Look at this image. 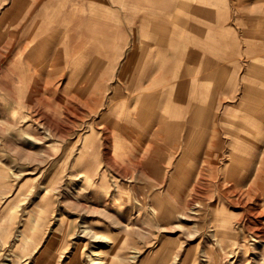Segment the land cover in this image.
<instances>
[{
    "label": "rangeland",
    "instance_id": "rangeland-1",
    "mask_svg": "<svg viewBox=\"0 0 264 264\" xmlns=\"http://www.w3.org/2000/svg\"><path fill=\"white\" fill-rule=\"evenodd\" d=\"M58 1L0 0V264H95L97 260L104 261L102 264H215L207 255L216 249L222 262L232 257L233 261L230 251L234 250L241 254L239 264H247L257 251L263 253L264 246L253 244L251 234L264 235V231L232 228L242 208L230 200L242 196L238 192L226 198L222 192L233 177L215 179L211 173L216 170L208 165H219L221 172L228 173L230 161H235V157L230 160L233 151L240 156L236 169H245L253 160L256 171L257 165L264 163V129L260 127L264 117V0H188L193 6L204 5L206 18L197 8L190 11L183 7L173 9L168 18L170 27L179 34L181 47L190 56L178 63L170 60L171 65L185 68L183 89L178 85L169 88L170 83H166L168 87L141 92L142 96L166 100H196L197 118L182 138L181 115L176 140L184 142L173 144V162L163 169L175 173L172 195L166 194L167 186L160 188L150 182L146 173L152 174L148 169L154 161L150 148H144L141 157L129 159L119 151V142L102 144L100 135L91 136L86 130L93 126L95 117L107 110L108 100H135L134 91L98 89L94 93L99 100H79V95L73 98L68 94L73 99L69 100L66 94L71 90L64 89L63 100H55L59 90H43L45 75L30 77L38 65L31 55L38 52L39 39L47 33V27L51 31L52 21H69L66 9L55 14ZM189 12V26L175 23L174 14L185 16ZM65 26L69 33L70 28ZM66 54L62 63L51 60L46 64L51 71L53 67L62 70L58 73L62 74L60 80H56L62 84L69 81L74 69L93 62L82 64L80 57ZM176 70L179 68L172 69ZM72 81L76 85L79 80ZM171 81L172 85L179 83L176 74ZM76 91L80 94L85 89H74L72 93ZM39 92L45 100L38 99ZM103 98L105 104L100 105ZM80 101H88V106ZM203 104L218 120L222 119L221 154L215 162H207L197 186L183 191L181 165L187 159L182 163V157L196 156L202 147L207 151L218 147L213 143L208 146L204 140L210 134L196 124L201 117L199 105ZM89 105L98 107V112ZM113 108L116 106L110 110ZM45 125L56 127L60 133L47 132ZM26 132L36 133L41 140L29 142ZM94 139H98L99 172L93 178H79V161L87 158ZM152 141L145 138L143 147ZM252 146H260L263 152L241 153ZM103 161L106 168L101 167ZM137 165L142 166L138 169ZM121 196L129 198L128 205L115 215L99 207L101 198ZM255 202L264 203V197L259 195ZM85 226L93 234L85 233ZM223 226H228L225 235ZM217 237L223 238L225 253Z\"/></svg>",
    "mask_w": 264,
    "mask_h": 264
},
{
    "label": "crops",
    "instance_id": "crops-1",
    "mask_svg": "<svg viewBox=\"0 0 264 264\" xmlns=\"http://www.w3.org/2000/svg\"><path fill=\"white\" fill-rule=\"evenodd\" d=\"M177 1L59 0L56 6L58 11L55 14L57 15L61 9H66L64 14L68 16L67 19L69 21L66 22L61 19L52 21L54 23L52 32L49 31L50 29L47 25V33L45 32L44 37L39 39L38 52L33 51L35 54L31 55L35 56L34 59L38 65L30 77L45 75L43 90L46 91L47 87L48 89L59 90V95L55 100H63L62 90L64 91V89L71 90L66 94L69 100L73 99L68 94L72 95L73 98H77L79 95V100H99L97 94L94 93L98 89L134 91L135 100H108L110 103L107 106V110L101 112L103 115L93 119V130L88 127H86V130L89 132L93 131L90 132L91 136L97 135L98 138L101 136L103 138L102 144L111 146L117 140L119 142V151L124 157L127 156L129 159L141 157L144 148H150L151 150L148 151L150 153L152 151L154 161L152 165L148 166V169L151 170L150 173L152 174L150 175L148 171L146 173L150 182L154 185L156 184L160 188L167 186L165 189L166 194L169 184L171 183V188L173 186L175 173L173 171H164L163 169L171 166L174 150L173 145L170 147L163 144L158 137L171 136L175 127H181L179 121L177 125H174L175 120L173 121L175 109H172V104L178 102L166 100L165 97L142 96L141 91L168 87V85H165L166 83H170L169 88H178V85L179 88L182 87L183 89L185 68L180 67L181 64H178L179 66L176 63L171 65L170 60H177L178 63V60L190 56L188 51L185 52L184 48L181 47V41L178 38L179 34H175L170 27L171 24H169L168 18L171 16L173 9L178 10L182 7V9L185 8L190 11L197 8L203 18H206V9L203 8L204 5L201 3L193 6L188 0ZM127 10L128 12H126ZM173 18H175L177 25L189 26L190 22H192L190 12L185 16L174 14ZM65 25L70 28L69 33L66 31L67 27ZM197 32L198 34L200 32L204 34V31ZM67 51H70V53L66 54ZM64 54L66 56L76 55L82 58V64L86 61L93 62L91 65L85 66L84 64L80 65L78 69H74L71 72L69 81L62 84V81H56L57 79L60 80L62 74L58 73H61L62 70L60 71L53 67L51 71L50 69L52 68H49L46 64L51 60L55 63H62L61 58ZM176 66L179 70L173 72L172 69H177L175 68ZM173 74H176L179 79V83L176 81L174 85H172L171 81ZM75 78L79 80L76 85L75 81H72ZM115 79L117 82H115ZM74 89H85V91L80 92V94L77 91L72 93ZM38 99L45 100L43 93L39 92ZM180 99L182 100L183 98L181 97ZM195 101L183 100L184 103L181 108L183 116L181 133L183 135H187L185 132L186 130L189 131L191 121L194 122L197 118L196 108L192 106ZM81 103L84 102L81 101ZM104 104L105 100L103 98L100 105ZM85 105L88 106V101L85 102ZM112 105L116 106V108L110 110ZM89 106V109L94 110V107ZM201 107L199 105L200 110H198V113H200L201 117L198 118L196 124L199 127L204 126V130H207V133L210 134V138L208 134V139L205 138L208 146L211 143H214L213 146H218L211 149V151L208 150L215 156L213 158V162H215L221 154L219 143L222 133V119L218 120L217 116L209 109L214 116L212 117L213 120L212 118L210 120L209 114H207L209 112L204 104ZM103 108L104 106H102ZM205 117L209 119V124L207 125L202 123V119H205ZM100 119L107 121L108 128L96 126ZM170 131H172L171 135ZM157 135L159 136L157 137ZM145 138H151L153 141L143 147ZM97 140H94L95 145H97ZM125 141L129 146L125 145ZM256 147L259 148L260 146ZM254 148L255 146L247 148V153L252 154ZM106 150L107 153L111 152L110 149ZM202 150L204 152V149ZM208 151L207 153H209ZM96 152L95 146L94 158L90 159L92 163L90 171L95 173L93 177L98 174L100 168ZM127 153H131V156L125 155ZM186 159L188 163L195 160H193V156L182 157V163ZM87 160L85 159L81 163ZM105 163L106 161H103L102 168H106ZM185 164H182L181 167ZM114 166L112 165V167ZM140 166L142 165H137V168H141ZM193 176H191V182L194 179ZM102 181L104 182V179ZM165 198L170 199L171 197L166 196ZM111 199L114 198L109 200Z\"/></svg>",
    "mask_w": 264,
    "mask_h": 264
},
{
    "label": "bare ground",
    "instance_id": "bare-ground-1",
    "mask_svg": "<svg viewBox=\"0 0 264 264\" xmlns=\"http://www.w3.org/2000/svg\"><path fill=\"white\" fill-rule=\"evenodd\" d=\"M182 4V3H181ZM176 6V5H175ZM169 8V7H168ZM30 27V26H29ZM263 47V46H262ZM46 54V53H45ZM79 54V53H78ZM81 55V54H80ZM82 59V58H81ZM48 89V87L46 88V90ZM66 90V89H65ZM81 102V101H80ZM174 102H178V103H174L172 104V109L174 108L175 109V112L173 114V121H174V125H177L178 124V121L177 118H180L182 113H181V108L183 107V100H174ZM85 103V102H84ZM198 105V104H197ZM193 107L196 108V102L192 104ZM201 107V106H200ZM202 108V107H201ZM97 107H94V111L97 113ZM198 109V108H197ZM200 110V108L198 109ZM209 113V119L211 120V115L212 113L210 112V110H208ZM202 113V112H201ZM204 114V112H203ZM131 115V114H130ZM129 116V115H128ZM39 117V116H38ZM200 117V116H199ZM209 119L205 117V119H202V123L203 124H209ZM45 122H46V119H45ZM193 122V121H191ZM38 124V122H36ZM45 124V123H44ZM169 124V123H168ZM261 129H264V117L262 118L261 120ZM24 126V125H23ZM42 126V125H41ZM96 126L100 127V128H108V124H107V121H105V119H100L98 121V123L96 124ZM38 128V127H37ZM36 128V130H37ZM39 129V128H38ZM45 129L47 130V132H51V133H54L57 134V133H60L58 131V129L55 127L54 129L51 127V125H45ZM179 129H181L180 127H175V130L173 132V135L172 134V131H170V135L171 136H159L157 135L158 139L159 140H162L163 144L165 145H168V146H172L174 143H177V144H183L184 140L180 141L181 143H179V141L177 142L176 138L178 139V134H179ZM235 129V128H234ZM91 130H93V128L91 127ZM28 131V130H27ZM45 131V130H43ZM36 132V131H35ZM90 132H93V131H90ZM50 133V134H51ZM253 133V132H252ZM24 134V133H22ZM59 136V135H58ZM181 136L182 138H184V136L186 137L187 135H183L181 133ZM235 136V134L233 135ZM25 137L29 140V142L31 141L32 143H36L37 139H40L39 136L35 134H29L28 132H26L25 134ZM37 138V139H36ZM86 139V138H85ZM115 139V138H114ZM113 139V140H114ZM41 140V139H40ZM95 140V139H94ZM123 140V139H122ZM179 140V139H178ZM205 141V140H204ZM87 142V140L85 141ZM117 142V140H116ZM126 142V141H125ZM124 143V142H123ZM90 143H88L87 145H89ZM86 145V144H85ZM114 145V143H113ZM125 145H128L127 142ZM214 145V143L212 144ZM95 143L94 141L92 142V144L89 146V149H88V153H87V158L88 159L87 161H85L84 163H81L79 161V164L78 165H81L82 166V169L80 170V173H78L76 176H79V178H90V177H93V175H95V173H91L90 169H92V166H91V160L90 159H93L94 158V151H95ZM129 146V145H128ZM87 147V146H86ZM115 148V147H114ZM178 148V147H177ZM86 149V148H84ZM203 147L202 148H199L197 150V152L195 153L196 156H193V162H187L185 165L182 166V171L184 172V174L180 175V178H184V180L182 181V189L183 191H185L186 189L190 190L189 188L192 187L194 188L195 186L198 185V183L200 182V177L202 176V170H204V167L207 166V162H211L213 161L214 159V155L211 153V157L209 156H205V153H207L206 150H204L203 152ZM83 150V149H82ZM86 151V150H85ZM258 151H261L259 148L255 147L252 151V153L254 152H258ZM247 152L246 150L243 149V151L241 150V153H245ZM82 153V152H81ZM237 152L233 151V152H230V160H232L234 157L235 161H230V165H231V169L228 170V173L227 172H221V170H219L220 168L217 167L215 164L213 165H208L209 168L211 170H216L215 173L213 174V172L211 173L213 175V177L215 179H220V178H223V176L227 177L229 175H231L233 177L234 180H229V185L228 186H224V190L222 193L223 196H227L228 194H231V193H238L240 194V196L242 197H238L236 199H231L230 201L235 205V206H240L242 208V212L240 213V215H238L236 217V222L234 224V226L232 228L235 227H239L241 226L242 228L246 229V230H249V231H254L255 229L258 228V230L261 229V231H264V203H256L255 202V199H257V197H259V195L262 196V198L264 197V163H260V165H257L258 169L255 171L254 167V162L253 160H249L251 161V163H248L247 162V166L245 167V169L243 170H239V169H236L234 168V166H236V160L240 157L239 155H234L236 154ZM80 154V153H79ZM84 154V153H83ZM81 156V155H80ZM79 156V157H80ZM213 159V160H212ZM83 160V159H82ZM139 160V159H138ZM77 161V160H76ZM78 163V162H77ZM204 163V164H203ZM204 165V166H203ZM233 166V167H232ZM192 172V174H191ZM107 173V172H106ZM193 176V181L191 182V176ZM219 176V177H218ZM105 177V176H104ZM56 178V176H55ZM103 180V177H101ZM107 178V177H106ZM105 179V178H104ZM108 179V178H107ZM213 180V178H212ZM54 182V180H52ZM107 181V180H106ZM172 182V181H171ZM104 183V182H103ZM107 183V182H105ZM181 183V182H180ZM171 183L169 184V188L167 190V194H170L172 195V188H171ZM105 186V185H104ZM111 186V185H109ZM96 187V186H94ZM84 188V187H83ZM111 188V187H110ZM46 190L48 189V187L45 188ZM219 189H223V186L222 188H219ZM19 191V190H18ZM79 192V191H78ZM73 193V192H72ZM109 193V192H108ZM184 193V192H183ZM183 193L180 194V196L182 197L183 196ZM71 195V194H70ZM227 198V197H226ZM48 199V198H47ZM110 197H108L107 199L104 197L103 199L101 198V204H99V207H101V209L106 213L108 214H112V215H115L117 212H119L121 209L123 210V208L125 206L128 205V200L129 198H126V197H115L114 198V201L111 203L109 200ZM173 200V199H171ZM49 202V201H48ZM260 202V201H259ZM9 203V202H8ZM7 203V204H8ZM242 205V206H241ZM156 206V205H155ZM205 207V206H204ZM157 208H158V205H157ZM207 208V207H206ZM205 208V209H206ZM40 209V208H39ZM92 209V208H90ZM159 210V208H158ZM46 211V210H45ZM139 210H136V212H138ZM160 211V210H159ZM135 212V213H136ZM50 213V212H49ZM140 213V212H139ZM139 213L136 215V216H139ZM158 213V212H156ZM160 214V213H159ZM162 214V212H161ZM229 214V213H228ZM161 216V215H159ZM166 217V216H165ZM167 218H170V217H167ZM244 218L246 220H244ZM39 221V220H38ZM126 221V220H125ZM160 221V219H159ZM28 222V221H27ZM31 225V224H30ZM128 226V225H127ZM35 227V225H34ZM223 231H224V235H225V232L228 230V226H223ZM23 230V229H22ZM30 230V229H29ZM40 230V229H39ZM83 230V229H82ZM219 231V229H218ZM216 230V232H218ZM222 231V230H221ZM220 231V232H221ZM84 232L85 233H92V230L89 228V226H85L84 227ZM26 233V231H25ZM37 233V232H36ZM64 233V232H62ZM218 233L214 234V236H216ZM231 234H233L231 232ZM27 235V233H26ZM34 236H36L35 234H33ZM67 235V234H66ZM223 235V236H224ZM253 239L251 240H254V243L253 244H256V243H260L264 246V235L262 234H254L252 233L251 234ZM62 236V234H61ZM98 236V235H97ZM222 236V235H221ZM227 236V235H226ZM19 237V236H18ZM59 237V236H58ZM57 237V238H58ZM229 237V236H228ZM62 238V237H60ZM232 238V237H231ZM238 239V236L236 235V241ZM36 241V240H35ZM217 241L220 242V250L224 251L225 253V245H224V241H223V238L220 237V239H218L217 237ZM22 242V241H21ZM64 242V241H63ZM38 243V242H37ZM14 244V243H13ZM61 244V243H60ZM20 245V244H19ZM54 249V248H53ZM57 249V248H56ZM55 249V250H56ZM209 250V249H208ZM56 252V251H54ZM215 253L216 254V257L212 258V254ZM231 254H234V260L231 261V259H229V261H224L222 262V258L221 256H218L217 255V249L214 251V250H211L209 252V254L207 255L208 258L210 259H214V263L215 264H239L241 263V259L239 257H241V254L240 252H237V251H230ZM255 257L252 258L251 262L248 261L247 264H264V252L262 253V251H257L256 254L254 255ZM12 260V259H11ZM173 260V259H172ZM210 260V261H212ZM246 260H248L246 258ZM172 262V261H171ZM243 262V261H242ZM104 263V261H101V260H97L95 264H102Z\"/></svg>",
    "mask_w": 264,
    "mask_h": 264
}]
</instances>
